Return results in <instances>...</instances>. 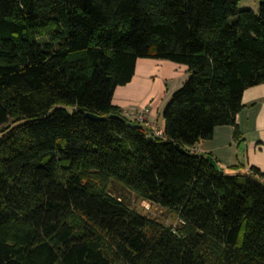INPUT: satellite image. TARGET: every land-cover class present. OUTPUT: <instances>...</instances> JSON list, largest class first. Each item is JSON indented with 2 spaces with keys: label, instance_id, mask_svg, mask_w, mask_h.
Wrapping results in <instances>:
<instances>
[{
  "label": "trees",
  "instance_id": "1",
  "mask_svg": "<svg viewBox=\"0 0 264 264\" xmlns=\"http://www.w3.org/2000/svg\"><path fill=\"white\" fill-rule=\"evenodd\" d=\"M237 2L0 0V264H264V174L189 150L216 126L239 137L264 84V0ZM138 58L186 66L161 135L111 101Z\"/></svg>",
  "mask_w": 264,
  "mask_h": 264
},
{
  "label": "crops",
  "instance_id": "2",
  "mask_svg": "<svg viewBox=\"0 0 264 264\" xmlns=\"http://www.w3.org/2000/svg\"><path fill=\"white\" fill-rule=\"evenodd\" d=\"M177 67L181 71H175ZM183 69L185 65L167 59L138 58L130 80L116 86L111 101L123 112L147 109L148 125H144L162 129L168 85L186 74ZM241 102L243 106L235 118L240 136L233 138L231 126H216L212 137L197 142L194 151L211 153L229 173L245 172L253 166L264 174V84L246 88Z\"/></svg>",
  "mask_w": 264,
  "mask_h": 264
},
{
  "label": "rangeland",
  "instance_id": "3",
  "mask_svg": "<svg viewBox=\"0 0 264 264\" xmlns=\"http://www.w3.org/2000/svg\"><path fill=\"white\" fill-rule=\"evenodd\" d=\"M237 8L238 9H251L253 12H257L258 8V0H238L237 2ZM175 71H181L178 67ZM183 71H186L183 69ZM187 76V72L184 75H179L176 80H173L172 83L168 85V93H166L167 101L170 98L172 92H174L176 89H178L181 86L182 81ZM166 101V102H167ZM147 109H142L139 112H123L126 116H130L129 118H132L131 115H135V113L139 114L142 111ZM147 117V114H146ZM137 121V120H136ZM144 124V123H142ZM156 127V126H155ZM157 128V127H156ZM159 129V128H157ZM203 141V140H202ZM197 148V145L195 144L194 147L189 148L190 151H194ZM108 188L110 191H112L115 195L119 196L121 199H123L132 209L137 211L140 214L146 215L150 218H153L157 220L158 222L164 224V225H176L177 217L176 215L169 211L166 208L160 207L156 204L149 203L146 200H142L139 197H137L134 193L131 191L126 190L122 185L119 183L110 181L108 184Z\"/></svg>",
  "mask_w": 264,
  "mask_h": 264
},
{
  "label": "built area",
  "instance_id": "4",
  "mask_svg": "<svg viewBox=\"0 0 264 264\" xmlns=\"http://www.w3.org/2000/svg\"><path fill=\"white\" fill-rule=\"evenodd\" d=\"M146 114H147V110H144L139 114L135 113V115L133 116L131 115V117H133V119L137 120L140 123H144L148 125ZM149 127L151 128L153 134L155 135L162 134V129H157L154 125H149Z\"/></svg>",
  "mask_w": 264,
  "mask_h": 264
},
{
  "label": "water",
  "instance_id": "5",
  "mask_svg": "<svg viewBox=\"0 0 264 264\" xmlns=\"http://www.w3.org/2000/svg\"><path fill=\"white\" fill-rule=\"evenodd\" d=\"M87 116H88V117H91V118H96V116H94V115H92V114H89V113H87ZM129 124H132V123H129ZM132 125H135V124H132ZM138 126H141V125L138 124ZM149 137L152 138L151 136H149ZM176 146H178V145L176 144ZM210 159L212 160L213 158L210 157Z\"/></svg>",
  "mask_w": 264,
  "mask_h": 264
}]
</instances>
